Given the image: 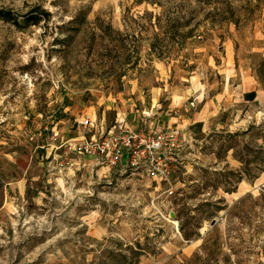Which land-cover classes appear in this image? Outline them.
Masks as SVG:
<instances>
[{
    "label": "rangeland",
    "instance_id": "374dc122",
    "mask_svg": "<svg viewBox=\"0 0 264 264\" xmlns=\"http://www.w3.org/2000/svg\"><path fill=\"white\" fill-rule=\"evenodd\" d=\"M36 4L0 19V264H264V0H0ZM121 129L172 137L62 157Z\"/></svg>",
    "mask_w": 264,
    "mask_h": 264
},
{
    "label": "built area",
    "instance_id": "2783aa9c",
    "mask_svg": "<svg viewBox=\"0 0 264 264\" xmlns=\"http://www.w3.org/2000/svg\"><path fill=\"white\" fill-rule=\"evenodd\" d=\"M171 137L169 134L151 136L138 130L121 129L117 133L83 137L77 143L66 139L59 147L62 157L66 160L71 159L70 155L74 153L95 157L107 167L118 165L121 161L135 166L143 160L147 163L152 162L151 157L159 152L164 140Z\"/></svg>",
    "mask_w": 264,
    "mask_h": 264
},
{
    "label": "trees",
    "instance_id": "16d2710c",
    "mask_svg": "<svg viewBox=\"0 0 264 264\" xmlns=\"http://www.w3.org/2000/svg\"><path fill=\"white\" fill-rule=\"evenodd\" d=\"M48 17L49 12L38 4L32 6L21 16H18V14L11 9L0 8V19L14 24L19 29L30 25H36L41 20H47Z\"/></svg>",
    "mask_w": 264,
    "mask_h": 264
}]
</instances>
